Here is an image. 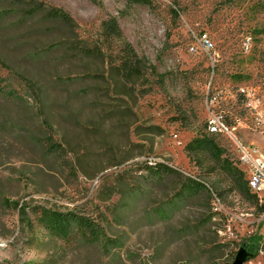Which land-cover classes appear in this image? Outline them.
Segmentation results:
<instances>
[{"label": "rangeland", "instance_id": "obj_1", "mask_svg": "<svg viewBox=\"0 0 264 264\" xmlns=\"http://www.w3.org/2000/svg\"><path fill=\"white\" fill-rule=\"evenodd\" d=\"M42 1L68 11L74 30L0 18V264H231L244 238L264 237L262 201L226 169L247 177L239 145L264 146L238 93L264 86V0ZM109 15L146 59L138 78L69 44L92 48ZM62 39L41 60L25 56ZM210 113L230 132L210 133ZM206 137L218 153L186 147ZM55 213L93 221L100 236L53 227ZM243 264H264V249Z\"/></svg>", "mask_w": 264, "mask_h": 264}, {"label": "trees", "instance_id": "obj_2", "mask_svg": "<svg viewBox=\"0 0 264 264\" xmlns=\"http://www.w3.org/2000/svg\"><path fill=\"white\" fill-rule=\"evenodd\" d=\"M129 2L138 5L151 4V0H129ZM0 4H2L0 5V18L7 21L8 25L10 26H24L29 24L36 17H41L42 21L50 20L53 23H56L59 26H65L70 30H74L76 27L74 19L68 11L50 5L47 2L45 3L42 0H27V2L24 0H0ZM100 25V37L95 39V43L92 48L87 47L82 39H76L72 37L71 40H68L69 44L71 43L72 49H74V51L77 53L86 56H101L103 58L107 57L110 60V65L117 69L118 73L125 79L140 77L142 74L141 69L145 64L146 59L137 55L132 44L128 40H124L120 25L117 21V17L115 15H109L101 21ZM48 30L49 29H46V31ZM113 41H117L118 48L114 54L111 52L108 54V52L106 53L104 51V46L105 50H110ZM63 43H66L65 39H62L57 43H53L44 49H39L35 53L26 54L25 56L34 58L36 60H41L50 49ZM24 79L27 83L28 89H33L38 85V83L35 82L33 78L29 79L25 76ZM36 88L39 89L40 94L44 92L41 85L37 86ZM47 142L49 144V148L52 147L55 149V143L52 141V135H50ZM200 146L207 147L212 154L218 153L219 150L212 139L207 137L194 138L186 145L189 150L196 149ZM142 163L146 164L147 167L153 168L157 166H164V168H166L168 171L174 173L177 172V170L172 169L161 161L150 162L147 159H144ZM226 169L229 172L230 177H232L233 183L243 195L248 198H255L256 200L260 199L262 201V197L250 191L246 175L243 177V171L231 166H227ZM196 183L202 185L199 181ZM260 205L263 207L264 201H262V204ZM50 222L53 227L59 228L64 232L68 231V229L72 226H77L82 230L85 229L84 232L88 231L95 238L100 236V229L96 227V224H94L93 221L85 217H78L68 214L66 216L55 213L52 215ZM261 249H264V237L260 234H255L244 238L239 247V250H241L246 256L245 260L255 257L257 252Z\"/></svg>", "mask_w": 264, "mask_h": 264}, {"label": "built area", "instance_id": "obj_3", "mask_svg": "<svg viewBox=\"0 0 264 264\" xmlns=\"http://www.w3.org/2000/svg\"><path fill=\"white\" fill-rule=\"evenodd\" d=\"M250 39L245 43V49H248ZM199 44L206 50L212 47V43L203 34L199 37ZM191 49H194L192 46ZM238 93H240L245 99L246 107L253 110L257 115L259 122L264 124V86L261 85H242L238 87ZM218 93L213 94L210 97L211 102L217 101ZM207 130L210 133L221 134L229 133V126L225 122L222 115H216L215 113H210L206 121ZM240 146L239 161L244 163L247 167V174L252 177V184L254 187L263 188L264 192V146L260 147L257 145ZM150 162L157 161L152 158H145ZM264 201V199H262Z\"/></svg>", "mask_w": 264, "mask_h": 264}, {"label": "bare ground", "instance_id": "obj_4", "mask_svg": "<svg viewBox=\"0 0 264 264\" xmlns=\"http://www.w3.org/2000/svg\"><path fill=\"white\" fill-rule=\"evenodd\" d=\"M247 182H248V187H249L250 191L253 192V193L258 194L260 197H262L264 199L263 188H259V187H254L253 188L252 177L249 174H247Z\"/></svg>", "mask_w": 264, "mask_h": 264}, {"label": "water", "instance_id": "obj_5", "mask_svg": "<svg viewBox=\"0 0 264 264\" xmlns=\"http://www.w3.org/2000/svg\"><path fill=\"white\" fill-rule=\"evenodd\" d=\"M245 257L246 256L244 255V253L241 250H239L237 256L235 257L234 261L231 264H243Z\"/></svg>", "mask_w": 264, "mask_h": 264}]
</instances>
